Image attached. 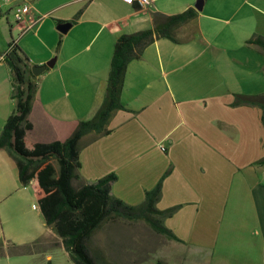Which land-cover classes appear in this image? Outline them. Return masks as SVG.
<instances>
[{
    "label": "crops",
    "instance_id": "1",
    "mask_svg": "<svg viewBox=\"0 0 264 264\" xmlns=\"http://www.w3.org/2000/svg\"><path fill=\"white\" fill-rule=\"evenodd\" d=\"M33 1L10 41L31 68L53 61L36 77L28 117L34 141L48 143L67 139L75 123L94 117L121 35L151 29L155 13L195 9L197 0ZM24 3L6 0L0 10L12 13ZM63 23L71 24L66 33L57 29ZM255 36H264V0H204L175 42L156 40L128 64L120 97L125 110L113 113L110 133L79 142V183L115 175L111 195L129 206L141 204L168 172L156 207L179 206L164 225L182 243L165 239V264H264L262 112L232 105L235 95L264 93V54L247 44ZM11 93L10 69L0 62V133L15 107ZM31 183L20 182L15 161L0 149V264H56V254L73 264L45 224ZM125 224L104 222L105 238L109 228ZM39 241L46 247L10 254L12 246Z\"/></svg>",
    "mask_w": 264,
    "mask_h": 264
},
{
    "label": "trees",
    "instance_id": "2",
    "mask_svg": "<svg viewBox=\"0 0 264 264\" xmlns=\"http://www.w3.org/2000/svg\"><path fill=\"white\" fill-rule=\"evenodd\" d=\"M80 14L81 11L76 14L75 20ZM196 17L197 10L193 8L176 15L155 13L151 29L121 35L113 47L105 96L94 117L75 123L72 134L64 141L37 142L31 149L25 143L27 132L33 128L28 117L37 90V78L31 72L29 60L17 45L3 61L10 69L11 98L15 107L1 130L0 149L15 161L20 182L25 186L32 182L31 187L45 224L61 239L63 249L73 264H103L91 251L90 241L94 232L106 221H142L165 239L182 243L164 225V220L172 217L179 206L165 210L156 207L161 197L162 181L168 172L153 189L145 192L141 204L129 206L111 195L115 175H108L91 184L79 183V142L87 135H92L93 139L108 135L113 113L125 110L120 97L128 64L139 60L144 50L156 40L165 38L175 42L177 29ZM247 44L257 46L264 54V36H255ZM10 45L11 42L8 47ZM232 105L259 108L264 127V93L235 95ZM53 159L58 169L51 164ZM34 245L12 246L10 254L32 253ZM2 253L0 251V255Z\"/></svg>",
    "mask_w": 264,
    "mask_h": 264
},
{
    "label": "rangeland",
    "instance_id": "3",
    "mask_svg": "<svg viewBox=\"0 0 264 264\" xmlns=\"http://www.w3.org/2000/svg\"><path fill=\"white\" fill-rule=\"evenodd\" d=\"M36 2L37 1H33L31 5H34ZM1 12L2 15H0V53H4L8 49V44L11 42L10 37L16 40L17 36L20 33L18 34V32L16 31H12V33L10 32L12 28L16 27V21L14 20L13 14L4 7L2 8ZM31 131H33V128ZM31 131L27 132L26 135L25 144L28 149H31L33 144L37 143L36 141H34V137H36L35 134H37V131L34 130V136L31 135ZM51 164L54 166L55 169H58L57 162L54 159L51 160ZM139 222L146 225L142 221ZM133 224L134 223H126L125 225L127 226H123L122 230L117 226H115L114 228H109L107 231L108 233H106V238L103 232V228L102 226H100V228L94 232L91 238V251L101 259L103 264H165V254L167 252L165 249V245L167 243L165 238L160 235L158 236V234L156 235L155 232L154 234L152 230L151 232L149 226L147 225L142 226L141 230ZM137 235H141L139 240L137 239ZM44 242L45 241L37 242V244L32 246V250L37 251L43 249L44 247H46ZM51 246L55 247L54 249H52L55 252L57 251V248H61V245L58 242L55 243V246ZM2 250V243H0V251ZM56 256V264H64V259L58 257L61 255L56 254ZM66 264L71 263L67 262Z\"/></svg>",
    "mask_w": 264,
    "mask_h": 264
},
{
    "label": "built area",
    "instance_id": "4",
    "mask_svg": "<svg viewBox=\"0 0 264 264\" xmlns=\"http://www.w3.org/2000/svg\"><path fill=\"white\" fill-rule=\"evenodd\" d=\"M6 1V0H0V9H1V6H2V3ZM33 1V0H25V3L22 4V5H19L17 7H15L13 10H12V14H13V17H14V20L16 22H21L25 16L28 14L29 12V5H30V2ZM131 4H135V3H138L140 5H145L147 4V0H128ZM16 45V42L14 40L11 41V45L8 47L7 51L4 52L1 56H0V62H3L6 55H8V53H10L11 49L13 48V46Z\"/></svg>",
    "mask_w": 264,
    "mask_h": 264
},
{
    "label": "water",
    "instance_id": "5",
    "mask_svg": "<svg viewBox=\"0 0 264 264\" xmlns=\"http://www.w3.org/2000/svg\"><path fill=\"white\" fill-rule=\"evenodd\" d=\"M202 0H197L195 3V9L196 10H201L202 8ZM71 24L70 23H63L58 25L57 29L59 30V32L61 33H66L67 30L70 28ZM53 65V61H50L49 63H47V65L45 66H34L31 68V72L35 77H38L43 71L46 70L47 67H52Z\"/></svg>",
    "mask_w": 264,
    "mask_h": 264
}]
</instances>
